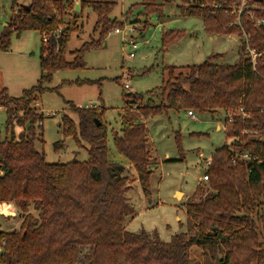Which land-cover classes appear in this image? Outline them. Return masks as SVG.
Listing matches in <instances>:
<instances>
[{"label": "trees", "instance_id": "obj_1", "mask_svg": "<svg viewBox=\"0 0 264 264\" xmlns=\"http://www.w3.org/2000/svg\"><path fill=\"white\" fill-rule=\"evenodd\" d=\"M241 1L181 0L180 5L183 14L202 16L206 32L240 38L237 63H215L222 56L216 54L199 64L166 66L159 88L146 95H123L124 126L114 133V144L136 168L147 198L152 151L144 120L170 111L226 114L224 130L231 142L215 151L206 183L199 184L185 202L186 231L164 242L156 231L127 229V218L135 214L126 196L131 182L125 166L110 158L109 130L97 109L73 105L77 122L69 115L62 119L64 135L86 148L87 161L48 162L36 147L35 125L42 123L44 115L34 104L42 92L59 88L46 85L56 72L83 69L86 55L104 48L110 33L123 24V19L111 17L118 0H80V11L75 9L76 0H30L27 6L13 0V14L0 35V50H9L14 34L39 31L41 76L20 96L0 88V107L8 116L6 129L22 128L18 137L0 142V202L13 203L22 216L19 229L0 230V264H194V247L203 250L204 264H264V161L255 163L252 170L248 161L231 163L234 152L264 160V24L253 19L264 17V1L247 0L248 7L237 21L233 10ZM139 6L145 9L144 28L149 14L164 15L162 0H143L124 16L129 18ZM86 8L97 14L93 31L98 38L69 52L77 30L74 22ZM185 35L183 29L164 31L162 47L176 44ZM250 49L258 54L255 63ZM94 82L63 80L61 85ZM229 112L235 116L232 123ZM245 129L252 133H244ZM55 145L62 148L65 141Z\"/></svg>", "mask_w": 264, "mask_h": 264}, {"label": "rangeland", "instance_id": "obj_2", "mask_svg": "<svg viewBox=\"0 0 264 264\" xmlns=\"http://www.w3.org/2000/svg\"><path fill=\"white\" fill-rule=\"evenodd\" d=\"M12 2L13 0H0V34L5 22L13 14ZM29 2L30 0H18L20 5ZM142 2L143 0H118L111 17L123 19V24L119 27H125L124 31H112L104 48L91 50L86 55L85 68L58 71L53 80L46 84L50 88H59L42 92L38 102L34 104L38 112L44 115L42 123L35 125L38 136L36 147L45 154L48 162L87 161L86 148L79 146L73 137L64 135L62 119L69 115L77 122L74 106L97 109L109 130L110 158L125 166V175L131 182L128 192L132 193V198H127L129 202L134 201L136 214L126 220L127 229L136 233L142 230L151 233L156 231L162 241L170 242L174 234L187 229L185 202L199 184L206 183V162L218 148L231 142L225 130L217 128L220 124L223 127L226 114L223 111L215 114L196 112L197 119H193L185 111H170L147 120L152 151L151 189L150 197L147 198L136 168L114 144V133L124 126V92L146 95L159 88L163 84L166 66L199 64L216 54L222 56L215 58L213 62L235 64L239 60L241 40L234 34L214 35L206 32L202 16L181 12V0H162L163 17L156 13L149 14V25L144 28L142 16L145 15V9L142 6L135 7L129 18L124 16L133 5ZM66 19L72 20L73 17ZM96 20L97 14L92 9L86 8L83 14H79L78 20L74 22L77 30L70 40L69 52L91 38H98V33L93 31ZM131 25L136 28L135 32L129 31ZM169 29H183L186 35L176 44L164 49L162 34ZM130 39L135 40L139 46L134 51V57L130 56L133 51ZM12 43L10 55L0 53L3 71L0 72V79H4L14 96H20L25 88L36 85L41 76L40 32L27 30L19 37L15 34L12 36ZM22 50H26V55L21 53ZM68 57L72 58V55L69 53ZM116 77L121 78L120 82L115 80ZM77 79H92L96 82L61 85L63 80ZM125 83H129L133 90L125 89ZM7 117L5 109L0 107V142L13 135L18 137L22 130L18 125L13 130H7ZM39 138H43V141ZM61 140L65 141V146L56 148L55 144ZM83 144L88 145L86 142ZM178 190L184 194L178 192L180 195H176ZM33 213L37 215V212ZM2 214L4 216L0 213L1 230L17 228L20 219L17 212L5 209ZM8 215L13 219L9 223L5 218ZM202 253L201 248L194 247V264L205 263Z\"/></svg>", "mask_w": 264, "mask_h": 264}, {"label": "built area", "instance_id": "obj_3", "mask_svg": "<svg viewBox=\"0 0 264 264\" xmlns=\"http://www.w3.org/2000/svg\"><path fill=\"white\" fill-rule=\"evenodd\" d=\"M247 7H248L247 6V0H242L238 5L235 6L233 12L238 15V20L237 21H239V18H240L241 13L244 12V10ZM253 19H254V21L257 24H264V17L258 18V17H254L253 16ZM124 28L125 27H123V28L118 27V28L115 29V32L116 33H122L124 31ZM129 31L130 32H135L136 31V28H134L131 25V27L129 28ZM44 39L46 40L47 37L45 36ZM129 43L132 45V48H133V51L130 53V56L131 57H134L135 56V52L134 51H136L139 48L138 43L135 40H133V39H130L129 40ZM250 53L252 55L253 62L255 63L256 57H257L258 54L253 49H250ZM124 87H125V89L133 90V88L130 86L129 83H125L124 84ZM241 111H243V110H241ZM187 114L191 118L197 119V116H196V112L195 111L188 110L187 111ZM246 115L247 114L245 112H243L242 117H244ZM227 116H228V121L229 122H231V123L234 122L235 116H234V113L233 112H229ZM223 129H225V122H224V125H223ZM244 133H252V131L251 130H248V129H245L244 130ZM239 159H242V160H245V161L250 162L249 170H252L254 168L255 163L259 165V164H262L263 161H264L263 159L258 158L256 155L250 154L248 152H242V153L241 152H234L231 155V163L232 164H236ZM209 164H210V161L208 160L206 162V166L209 167ZM1 226H2V223L0 221V229H1Z\"/></svg>", "mask_w": 264, "mask_h": 264}, {"label": "crops", "instance_id": "obj_4", "mask_svg": "<svg viewBox=\"0 0 264 264\" xmlns=\"http://www.w3.org/2000/svg\"><path fill=\"white\" fill-rule=\"evenodd\" d=\"M80 10H81V6H80ZM7 23H8V21L7 22H5V26L7 25ZM4 26V27H5ZM3 32V31H2ZM1 32V33H2ZM22 34V33H21ZM20 34V35H21ZM1 35V34H0ZM15 35V34H14ZM20 35H17L18 37L20 36ZM40 36H41V33H40ZM215 38H218V36H215ZM12 42H11V46H10V48H9V50H7V51H5L4 52V50H0V53L2 52V53H5V54H7V55H10V52H11V47H12ZM14 51L15 50H13L12 52L14 53ZM22 54H24V55H26V50H22V52H21ZM2 69H1V66H0V72H3V71H1ZM0 88H6L7 90H8V92H9V94H11V95H13L10 91H9V86L7 85V84H5V82H4V79L2 80V79H0ZM26 89V88H25ZM24 89V90H25ZM23 92V91H22ZM14 96V95H13ZM186 112V111H185ZM144 122L146 123V125H147V120H144ZM218 129H223V127L221 126V124L220 125H218V127H217ZM200 180V179H199ZM198 182H200V181H198ZM198 184V183H197ZM178 192H182L183 194H184V192L183 191H181V190H178L177 191V193H176V195L177 194H180V193H178ZM142 193V192H141ZM131 195H132V193H130V192H128L127 193V197L128 198H132L131 197ZM143 196V195H142ZM189 195H187V197H188ZM131 202V204H132V206L135 208V204H134V201L133 200H131L130 201ZM5 209L6 210H13V211H15V212H17L18 214H19V218L20 219H18V222H17V228L18 227H20V225H21V223H22V216H21V212H20V210L13 204V203H11V202H0V213H1V215H3L2 213L5 211ZM135 214H136V209H135ZM134 214V215H135ZM134 215H131V216H129L128 218H130V217H132V216H134ZM4 216V215H3ZM10 217H12L11 215H8L7 217L5 216V218H7L8 219V223L12 220L13 221V219H11ZM127 218V219H128ZM6 219V220H7ZM15 227V226H14ZM17 228H14V229H17ZM1 229H2V226H1ZM0 229V230H1ZM14 229H12V230H14ZM6 231H11V230H6ZM151 233V232H150Z\"/></svg>", "mask_w": 264, "mask_h": 264}, {"label": "water", "instance_id": "obj_5", "mask_svg": "<svg viewBox=\"0 0 264 264\" xmlns=\"http://www.w3.org/2000/svg\"><path fill=\"white\" fill-rule=\"evenodd\" d=\"M261 1H264V0H261ZM25 6H27V5L25 4ZM75 9H76V11H80V0H76ZM95 120L97 121L98 125L101 124V121L98 118H96ZM28 127H30V121L28 122Z\"/></svg>", "mask_w": 264, "mask_h": 264}, {"label": "bare ground", "instance_id": "obj_6", "mask_svg": "<svg viewBox=\"0 0 264 264\" xmlns=\"http://www.w3.org/2000/svg\"><path fill=\"white\" fill-rule=\"evenodd\" d=\"M178 195H180V194H178Z\"/></svg>", "mask_w": 264, "mask_h": 264}]
</instances>
